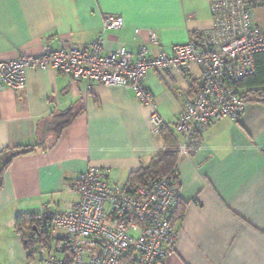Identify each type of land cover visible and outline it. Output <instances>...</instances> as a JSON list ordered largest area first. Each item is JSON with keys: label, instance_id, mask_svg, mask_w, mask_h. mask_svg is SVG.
Returning a JSON list of instances; mask_svg holds the SVG:
<instances>
[{"label": "crops", "instance_id": "crops-1", "mask_svg": "<svg viewBox=\"0 0 264 264\" xmlns=\"http://www.w3.org/2000/svg\"><path fill=\"white\" fill-rule=\"evenodd\" d=\"M108 14L121 16L124 26L103 31ZM210 25L209 0H0V61L45 47L88 48L100 34L104 52L123 45L135 57L148 30L161 40L150 49L168 53ZM200 80L195 63L186 71L150 70L144 78L177 149L182 138L175 124ZM238 91L245 102L240 117L210 124L196 149L177 161L175 251L159 264H264V86L260 94ZM149 113L131 89L96 83L88 91L52 69H28L24 86L0 92V150L34 147L38 128L45 131L41 145L16 155L2 176L0 264L65 258L58 231L49 229L48 240L40 242L28 226L19 233L16 219L43 207L65 209L77 198L67 188L89 167L127 183L164 149L163 138L151 132Z\"/></svg>", "mask_w": 264, "mask_h": 264}, {"label": "built area", "instance_id": "built-area-1", "mask_svg": "<svg viewBox=\"0 0 264 264\" xmlns=\"http://www.w3.org/2000/svg\"><path fill=\"white\" fill-rule=\"evenodd\" d=\"M209 9L210 27L198 38L172 46L168 53L150 49L149 45L160 46L161 40L155 31L148 30V42L139 45L135 57L123 45L104 52V36L100 34L88 48L45 47L36 55L20 54L0 61V92L24 86L28 69L67 74L85 83L88 91L96 83L122 86L131 89L138 102L150 108L151 132L159 134L169 125L144 84L145 76L150 70L186 71L195 63L201 69L200 85L186 99L175 124L182 138L178 159L189 156L210 124L222 118L237 120L243 113L245 102L231 85L252 76L254 55L264 52V28L255 14L264 9V0H209ZM123 26L121 16L104 15L103 31ZM135 34L140 35V30L136 29ZM176 175L174 169L168 174L120 184L89 167L66 190L77 198L60 211L43 207L35 216L36 223L40 228L61 232L60 240L68 248V264H124L131 251L135 255L133 264L162 263L175 251L172 217L180 204ZM38 263L66 261L48 255Z\"/></svg>", "mask_w": 264, "mask_h": 264}, {"label": "trees", "instance_id": "trees-1", "mask_svg": "<svg viewBox=\"0 0 264 264\" xmlns=\"http://www.w3.org/2000/svg\"><path fill=\"white\" fill-rule=\"evenodd\" d=\"M198 37L194 36L193 39ZM254 74L242 81L232 83V87L238 89L249 88L251 92L260 94V88L264 86V52H259L254 55ZM67 123L70 122L72 115H67ZM66 124V123H65ZM65 126V125H63ZM45 131L42 127L38 128L37 132V143L33 146H17V147H7L0 150V189L2 188V176L4 172L8 169L12 159L19 154H28L33 152L36 147L41 145ZM58 135V134H57ZM56 135V136H57ZM159 135L164 140V149L157 152L149 161L147 165L142 166L138 171L131 173L127 184H132L139 182L144 177H156L163 174L171 173L174 169H177L178 161V149L177 144L172 135L167 128L161 130ZM172 217V226L173 219ZM28 226L29 228L36 231L38 235V240L40 242H45L48 240V230L47 228H40L36 223L35 216L28 217H18L16 219V228L19 233H22V228ZM23 237L24 235L21 234ZM65 261L66 264L69 263L68 248L66 247ZM134 252L131 251L124 260V264H133Z\"/></svg>", "mask_w": 264, "mask_h": 264}, {"label": "rangeland", "instance_id": "rangeland-1", "mask_svg": "<svg viewBox=\"0 0 264 264\" xmlns=\"http://www.w3.org/2000/svg\"><path fill=\"white\" fill-rule=\"evenodd\" d=\"M257 20L260 22L262 28H264V9L257 10L255 12ZM60 234L61 232H57Z\"/></svg>", "mask_w": 264, "mask_h": 264}]
</instances>
